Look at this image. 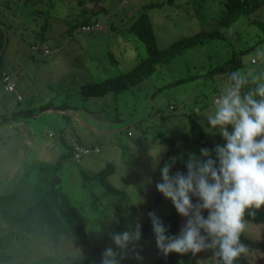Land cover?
I'll return each instance as SVG.
<instances>
[{"label": "rangeland", "instance_id": "374dc122", "mask_svg": "<svg viewBox=\"0 0 264 264\" xmlns=\"http://www.w3.org/2000/svg\"><path fill=\"white\" fill-rule=\"evenodd\" d=\"M141 1L124 5L120 0H83L81 4V0H0V39L4 34V45L5 39L6 45L8 42L1 69L10 55L13 61L21 60V55L34 54L33 45L47 44L54 54L44 63L60 61V65L54 67L51 75L39 76L40 97L46 100L52 94L47 84L56 83L53 90L63 94L53 104L75 107L78 117L86 123L82 126L72 121L71 116L62 118V125L57 124L52 115L30 117L24 119L29 127L26 132L8 122L11 114L0 117V196L11 194L26 180L21 187L43 186L39 184V170L44 165L55 164L68 152L59 137L62 128L71 125L65 133L72 132L76 141L90 150L98 147L101 153L93 150L81 163L75 156L67 160L61 172V188L82 210L92 244L102 250L115 247L111 233L134 228L137 223L142 227L146 221L148 208L158 194L155 185L160 182L159 166L168 150L159 134H165L176 143L175 155L167 161L175 158L170 174L186 173L184 164L189 153L199 154L201 148L214 149L223 143L219 135L207 132L210 147L189 140L191 121L196 120L204 128L206 117L212 114V99L227 82L229 74L210 73L230 61L234 53L245 51L247 53L238 57L242 62L239 70L253 78L264 77V7L250 17L242 16L227 28L219 24L226 12V0H144V3L162 4L146 12L160 49L202 31L219 29L225 40L216 39L176 56L143 83L114 97H85L83 86L128 73L147 57L144 42L126 31L144 13L139 5ZM87 4L98 13L105 32H78L70 44L57 38L56 32L64 33L66 28L89 16L81 12L83 8L88 9ZM11 9L14 12L8 11ZM4 26L6 29L2 28ZM112 27L119 33L106 36L112 32ZM14 47H18L19 54L11 53ZM36 55L41 57L40 52ZM73 64L75 70L68 68ZM184 79L187 81L182 82ZM1 108L0 103V111ZM91 126L110 134H98ZM50 131L56 134L54 139L49 137ZM129 132L132 137L128 136ZM69 142L71 145L72 139ZM150 151L153 155L160 152L158 167L154 168L156 161ZM109 164L116 168L109 183L126 193L121 209L117 207L118 198L106 194L99 181L85 186L81 174L97 175ZM149 177L151 183H148ZM172 208L171 202L164 198L158 217L167 228ZM184 222L181 217L179 230ZM65 227L68 233L57 239L40 230H14L0 213V264H75L89 249L69 233L67 225ZM243 234L264 244V225L247 221ZM161 255L153 235L140 264H156ZM173 257L182 261L183 255L173 253ZM196 257L198 264H217L209 252L198 253ZM244 257L250 264H264V252L258 249L248 248ZM94 264H100V259Z\"/></svg>", "mask_w": 264, "mask_h": 264}, {"label": "clouds", "instance_id": "9594fccd", "mask_svg": "<svg viewBox=\"0 0 264 264\" xmlns=\"http://www.w3.org/2000/svg\"><path fill=\"white\" fill-rule=\"evenodd\" d=\"M212 105L204 130L219 135L223 143L214 149L201 148L199 154L189 153L186 173L170 174L175 158L159 168L156 190L185 219L183 226L170 235L154 212L148 217L157 249L164 256L190 253L195 257L209 252L217 264H237L248 253L241 239L247 226L245 217H254L264 207V77L253 78L241 70L230 72ZM159 153L150 151L156 161L154 168L159 165ZM141 237L139 223L111 233L115 247L103 250L100 264H122L130 245L134 258L142 260L135 251Z\"/></svg>", "mask_w": 264, "mask_h": 264}, {"label": "trees", "instance_id": "16d2710c", "mask_svg": "<svg viewBox=\"0 0 264 264\" xmlns=\"http://www.w3.org/2000/svg\"><path fill=\"white\" fill-rule=\"evenodd\" d=\"M83 3L81 0L80 4ZM161 5L158 3L145 4L143 14L138 17V20L129 27V32L135 34L141 41L144 42L147 49V57L140 61L137 66L130 72L119 75L117 77L106 79L102 82H94L83 86L82 93L85 97H105L110 93H119L121 91H127L133 87L143 83L145 80L152 77L157 73L158 68L169 63L176 56L183 55L190 49H194L200 46H204L210 41L216 39L225 40L224 34L220 33V30L214 31H202L194 36L184 38L175 43H172L166 49H160L158 46L157 34L146 13L149 9L159 8ZM264 7V0H226L225 8L226 12L221 19L220 24L224 27L231 28V26L242 16L250 17L256 14L260 9ZM87 22H80L71 27V30H76ZM4 44V34L2 35V48ZM245 51L234 53L233 57L222 66L213 70L210 75L218 73H230L235 70H239L242 67L241 57ZM2 61L0 60V69ZM187 81L186 79L182 82ZM69 111L71 108L68 105H62L55 107L52 103L45 104L40 108L39 112H45L49 110ZM28 117H33L37 111H28ZM38 114V113H37ZM191 136L190 141L207 147L212 146L211 143L206 141V132L204 128L195 120L191 121ZM162 141L168 147V150L163 158V162L160 167L171 159L176 143L171 138L165 136V134H159ZM69 149L58 162L53 165H44L40 168L41 178L39 184L34 186L35 188L21 187V184L26 183L22 181L18 188H16L11 194L0 196V213L3 219L9 224L11 229L33 232L34 230H40L47 232L52 238H58L60 235L67 234L65 225L68 226V231L73 237L80 243L88 247L84 256L75 264H94L96 259H101L102 249L98 248L89 237L87 230V219L83 215L82 210L71 202L67 196L62 192V176L64 161L73 159L74 151L73 146L68 142L66 143ZM84 159V158H83ZM85 178V186L93 181H99V183L105 188L106 194L112 195L117 200V207L122 208V204L126 200V193L115 188L109 183V178L115 174V166L112 164L102 170L97 175H90L87 172L81 173ZM164 197L158 192L156 198L150 205L147 211V218L145 223L141 227L142 237L138 242L135 251L139 252L142 256L146 249L147 242L151 236H153L151 221L148 217L149 212H154L157 216ZM206 215V213H205ZM181 217L176 213L174 207L167 217L168 221V234L174 235L179 231ZM246 221L264 225V207L257 210L254 217H245ZM242 241L247 244L250 249H258L264 252V244L256 242L244 234L241 236ZM129 253L127 257L122 261V264H140V260L134 258L135 253L131 251L132 245L129 246ZM156 264H198L197 257H193L190 253L183 255L182 261H177L173 257V253L164 256L163 254L156 261ZM237 264H250L244 256L240 257Z\"/></svg>", "mask_w": 264, "mask_h": 264}, {"label": "crops", "instance_id": "0c3cea01", "mask_svg": "<svg viewBox=\"0 0 264 264\" xmlns=\"http://www.w3.org/2000/svg\"><path fill=\"white\" fill-rule=\"evenodd\" d=\"M145 4H150V3H148V2L144 3V0H142L141 3H139V5L142 7ZM153 4H155V2ZM158 4H160L162 6L161 3H158ZM86 7L88 9L83 8V10L81 12L87 13V14H89V16H87L86 19L83 21H78L77 24L80 22H84V21L87 22L86 24L99 23L102 25V29H100L99 31L92 32V33H104L105 32L104 24H102L98 20V13L90 10L91 6H89V4H87ZM142 7H141V9H142ZM8 11L14 12L13 9L8 10ZM219 24H220V21H219ZM82 26H80L78 29H76L74 31L71 30V28H66L64 30V33H63V31H61L59 34H57V32H56L55 36L57 38L61 39L62 41L70 44L71 42L74 41L72 39L77 36V33L82 31L81 30ZM2 28L6 29L5 26ZM111 30H112V32L110 34H106V36L107 35H116L117 33H119V31H116L115 28H113V27ZM125 30H123V31H125ZM126 31L129 32V28ZM44 33H46V32H44ZM82 33H84V32L82 31ZM87 34H90V33H87ZM34 46H36V45H33L32 50H31L34 52V54L32 52H28L27 56L21 55V60H17V61H13V59H11V55H10L9 59L6 62L7 64L4 65V67L2 69H0V78H1L2 74H4V73L16 76V92H15V94H1L0 95V103L2 106L1 111H0V117L6 118V117H4V116H6V114L7 115L11 114V116L8 117L9 118L8 122H10V124L13 125L14 127L22 128L26 132L28 131L29 127H27V124H26L27 121H24V119L30 118L27 116L29 114L28 111H37L38 114L34 113L33 117H42V116H51L52 115L54 117V121L57 124H61V125L63 123L62 118L66 119L68 116H71L72 121L79 122L80 125H82V126L86 125V123L83 122L84 119L81 117H78L79 114L76 113L75 107L74 108L70 107L71 109L69 111H59V110H53L52 109V110L45 111V112H39L40 108L42 106H44L45 104H48V103L53 104V101H56V99L59 98V96H61L63 93H59V92H56L55 90H53L54 85L56 83L54 85H49V83H48L47 86L49 87V90L51 91L52 94L46 100H44L43 98L40 97V94L42 93V88L40 85L41 81L38 80L39 76L42 78V76L51 75L53 73L54 67L57 65H60V61H55L52 63H44V61H46L52 54H54L52 49L47 44H44V46H46L49 50V54L45 55V53L42 49L34 51L33 50ZM7 47H8V42H7V45L3 44V48H2V38H1L0 39V55H1L0 60L1 61H3V57H4V54L6 52ZM29 51H30V49H29ZM36 52H40L41 57H38L36 55ZM11 53L13 55L19 54L18 47H14ZM40 63H44V64H40ZM68 68H73V70H75L76 65L75 64L70 65ZM99 82H102V81H99ZM51 86H52V88H51ZM116 94L117 93H110L109 95H107L105 97H114ZM19 97L21 98V100H19ZM93 98H104V97H93ZM22 102H26V104L24 106H22L21 105ZM63 105H66V104H63ZM54 106L60 107L58 105L57 106L54 105ZM172 108L173 107H171V109ZM83 111H86V108H84ZM16 119H20V121L17 122V121H15ZM71 120H69V122ZM70 127H71V125H68L67 127L62 128L61 135L59 137V142L61 144L65 145V148H67L66 143L69 142L70 139H72V141L74 143H77V144H80L81 146L86 147V145L82 144L81 141H78V140H77L78 142L76 141V138L74 137L72 132H66L65 133V130L69 129ZM91 128L94 129V131H96V133H98V134H103V135L104 134H106V135L110 134L106 131H102V129H100L96 126H91ZM118 131H120V130H118ZM128 136L132 137L133 135L131 132H129ZM49 137L54 139L56 137V134H54L52 131H50ZM68 139H69V141H68ZM73 142L71 144L72 146H73ZM69 144H70V142H69ZM20 149H21V147H20ZM94 149H98L97 154L101 153L100 148L96 147ZM82 160L80 161V163L82 162ZM65 162L66 161H64V165H65ZM115 172H116V168H115Z\"/></svg>", "mask_w": 264, "mask_h": 264}, {"label": "built area", "instance_id": "2783aa9c", "mask_svg": "<svg viewBox=\"0 0 264 264\" xmlns=\"http://www.w3.org/2000/svg\"><path fill=\"white\" fill-rule=\"evenodd\" d=\"M120 1L122 4L126 5L132 2L133 0H120ZM100 29H102V25L99 23L86 24L82 26L81 28V30L84 33H92L95 31H99ZM40 49L44 51L45 55L49 54L48 48L44 45L43 46L36 45L33 47L34 51H37ZM15 92H16V76L11 75V74H5V73L2 74L0 78V95L1 94H15ZM19 100H21L20 97H19ZM73 146H74V150H73L74 156L77 162H80L83 157L90 154L91 151L93 150L98 152V149L90 150V148L81 146L80 144H77V143L73 144Z\"/></svg>", "mask_w": 264, "mask_h": 264}, {"label": "water", "instance_id": "95a60500", "mask_svg": "<svg viewBox=\"0 0 264 264\" xmlns=\"http://www.w3.org/2000/svg\"><path fill=\"white\" fill-rule=\"evenodd\" d=\"M5 44H6V39H5ZM0 58H1V55H0Z\"/></svg>", "mask_w": 264, "mask_h": 264}]
</instances>
